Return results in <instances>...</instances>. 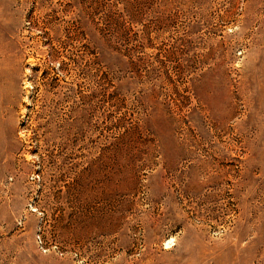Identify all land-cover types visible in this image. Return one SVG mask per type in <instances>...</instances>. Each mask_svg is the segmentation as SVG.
<instances>
[{
  "label": "rangeland",
  "instance_id": "374dc122",
  "mask_svg": "<svg viewBox=\"0 0 264 264\" xmlns=\"http://www.w3.org/2000/svg\"><path fill=\"white\" fill-rule=\"evenodd\" d=\"M0 264H264V0H0Z\"/></svg>",
  "mask_w": 264,
  "mask_h": 264
}]
</instances>
